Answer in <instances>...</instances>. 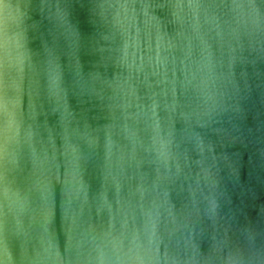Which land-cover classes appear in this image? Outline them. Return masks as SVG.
<instances>
[{
  "label": "clouds",
  "instance_id": "9594fccd",
  "mask_svg": "<svg viewBox=\"0 0 264 264\" xmlns=\"http://www.w3.org/2000/svg\"><path fill=\"white\" fill-rule=\"evenodd\" d=\"M0 264H264V0H0Z\"/></svg>",
  "mask_w": 264,
  "mask_h": 264
},
{
  "label": "water",
  "instance_id": "95a60500",
  "mask_svg": "<svg viewBox=\"0 0 264 264\" xmlns=\"http://www.w3.org/2000/svg\"><path fill=\"white\" fill-rule=\"evenodd\" d=\"M81 19L83 20V17L81 16ZM82 28H84L85 30H87V26L84 25L83 23L81 24Z\"/></svg>",
  "mask_w": 264,
  "mask_h": 264
}]
</instances>
